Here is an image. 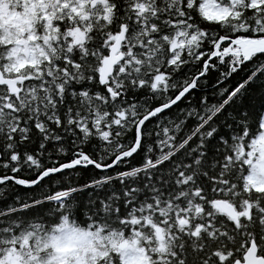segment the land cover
<instances>
[{
  "label": "snow or ice",
  "instance_id": "snow-or-ice-1",
  "mask_svg": "<svg viewBox=\"0 0 264 264\" xmlns=\"http://www.w3.org/2000/svg\"><path fill=\"white\" fill-rule=\"evenodd\" d=\"M0 264H264V0H0Z\"/></svg>",
  "mask_w": 264,
  "mask_h": 264
}]
</instances>
